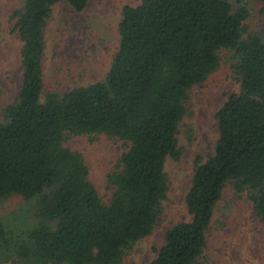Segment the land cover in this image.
Returning <instances> with one entry per match:
<instances>
[{"label":"trees","instance_id":"1","mask_svg":"<svg viewBox=\"0 0 264 264\" xmlns=\"http://www.w3.org/2000/svg\"><path fill=\"white\" fill-rule=\"evenodd\" d=\"M60 1L24 0L12 15L23 43V79L0 123V205L14 196L31 201L35 221H0V264H124L158 226L169 191L167 162L183 155L179 134L189 93L218 70L224 50L234 55L240 91L216 114L213 152L195 161L185 199L191 220L167 231L150 264H204L207 233L228 184L264 222V39L248 32L249 7L235 9L227 0L127 5L105 79L46 91V30ZM66 1L82 13L90 0ZM98 135L128 145L108 175V203L82 154L65 145L70 136Z\"/></svg>","mask_w":264,"mask_h":264},{"label":"rangeland","instance_id":"2","mask_svg":"<svg viewBox=\"0 0 264 264\" xmlns=\"http://www.w3.org/2000/svg\"><path fill=\"white\" fill-rule=\"evenodd\" d=\"M236 9L246 4L250 18L248 32L264 39V6L260 0H227ZM24 0H0V123L3 110L17 98L23 79V43L15 28L13 12ZM142 0H90L78 13L66 0L53 8L46 30L44 60L45 90L66 92L105 79L120 45L119 23L123 8L138 6ZM221 65L203 84L194 86L186 102L187 115L179 134L183 153L179 161L168 160L169 191L164 212L153 234L140 240L126 253L124 264H150L165 244V235L174 225L191 216L185 199L197 157H207L219 138L217 112L227 99L239 93L240 82L232 70L233 53H220ZM65 145L82 154L90 181L108 203L113 189L108 175L119 165L128 145L106 135L70 136ZM16 212V213H14ZM14 214V216H12ZM34 203L14 196L0 205V221L17 225L34 222ZM23 228V227H22ZM204 264H264V222L244 195L228 184L207 233Z\"/></svg>","mask_w":264,"mask_h":264}]
</instances>
